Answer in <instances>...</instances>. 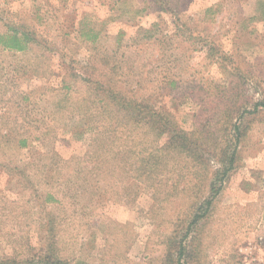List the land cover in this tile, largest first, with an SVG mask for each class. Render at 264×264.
Wrapping results in <instances>:
<instances>
[{"label": "rangeland", "instance_id": "374dc122", "mask_svg": "<svg viewBox=\"0 0 264 264\" xmlns=\"http://www.w3.org/2000/svg\"><path fill=\"white\" fill-rule=\"evenodd\" d=\"M16 1L0 264H264V0Z\"/></svg>", "mask_w": 264, "mask_h": 264}, {"label": "trees", "instance_id": "16d2710c", "mask_svg": "<svg viewBox=\"0 0 264 264\" xmlns=\"http://www.w3.org/2000/svg\"><path fill=\"white\" fill-rule=\"evenodd\" d=\"M5 28L6 29L2 30L1 33L2 39L0 40V47L2 48V50H8L13 52L23 51L27 48H30L34 44H36L37 46L40 45L41 48H44L45 51L49 50L50 44L47 42L42 43V41H40L37 38V36H35V33L33 31L27 30L23 26H17L11 24H6ZM79 33L80 36L84 37L86 41L96 36V33L88 34L87 32H82V30H79ZM257 106H264V102L256 103L254 105V109H256ZM226 170H228V167L226 168ZM205 205L208 207L210 205V200H207L205 202ZM197 218L198 215H195V221L197 220ZM182 254H183V248H181V250H179V252L177 253L178 264H181L180 261L182 259Z\"/></svg>", "mask_w": 264, "mask_h": 264}, {"label": "crops", "instance_id": "0c3cea01", "mask_svg": "<svg viewBox=\"0 0 264 264\" xmlns=\"http://www.w3.org/2000/svg\"><path fill=\"white\" fill-rule=\"evenodd\" d=\"M21 1L23 2V1H26V0H18V1H16V4H18V5H20L21 4ZM30 4V3H29ZM28 4V5H29ZM22 5V4H21ZM11 10V9H10ZM29 9H27V11H28ZM4 29H6V28H4Z\"/></svg>", "mask_w": 264, "mask_h": 264}]
</instances>
